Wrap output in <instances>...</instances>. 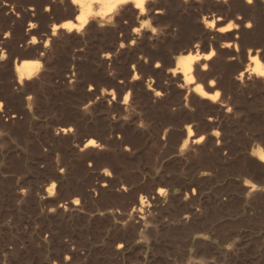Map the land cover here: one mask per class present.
Returning a JSON list of instances; mask_svg holds the SVG:
<instances>
[{"label": "rangeland", "instance_id": "374dc122", "mask_svg": "<svg viewBox=\"0 0 264 264\" xmlns=\"http://www.w3.org/2000/svg\"><path fill=\"white\" fill-rule=\"evenodd\" d=\"M163 1L141 15L124 6L68 35L52 26L75 21L69 0H0V112L44 120L43 130L36 127L48 143L49 166L32 175L55 180L51 203L65 200L48 215L50 256H60V264H138L150 220L183 212L192 214L189 227L205 228L206 238L231 239L219 250L197 239L196 253L214 257L204 264H264V188L249 190L252 177H264V162L255 156L264 153V79L252 72L253 58L264 64V0ZM230 20L239 29L219 32ZM29 21L36 27L26 30ZM189 49L201 58L194 83L206 88L213 80L215 100L200 99L183 82L176 59ZM30 57L41 62L38 74L19 84L13 69ZM90 139L96 147L85 148ZM250 147L251 153L242 150ZM228 168L242 172L243 184L204 191L209 180L195 175ZM106 196L120 209L96 214ZM128 206L133 210L124 213ZM41 222L45 228L47 219ZM188 226L172 228L179 247L191 244ZM161 232L169 229L150 231L157 245Z\"/></svg>", "mask_w": 264, "mask_h": 264}, {"label": "crops", "instance_id": "0c3cea01", "mask_svg": "<svg viewBox=\"0 0 264 264\" xmlns=\"http://www.w3.org/2000/svg\"><path fill=\"white\" fill-rule=\"evenodd\" d=\"M30 28L29 22H27L25 29ZM11 67L14 68L13 62ZM21 104L25 106V104L32 103L23 101ZM36 125H40L43 130L44 120H34L30 117H5L0 112V264H60L62 261L60 256L56 259L50 256L48 215L51 209L59 207L65 203V200L55 199L51 203L56 194V187L52 193L48 190L52 181L57 186L55 180L43 176L35 179L32 175L46 172L49 166V146L47 142L44 143V137L37 132ZM47 140L48 136L45 141ZM177 150L179 151V149ZM242 150L245 153H251V147ZM255 156L258 161L264 162V160H259L257 155ZM227 158L231 159V157ZM56 170H60V165L57 164ZM196 172L197 178L204 177L209 180L204 191L232 181L243 184V179H240V176L244 178V175L239 169L228 168L224 172H219L217 169H206ZM251 181L249 190L264 188V177L261 179L252 177ZM138 182H143V179L140 178ZM171 189H179V187L171 186ZM157 190L156 193L160 195ZM139 198L140 195H138L135 204L137 211H140L142 206ZM143 200L147 199L143 198ZM131 207L121 208V210L124 213H130L133 210ZM119 209V206L106 196L100 201V206H96L95 213L104 215ZM44 217L47 219L45 228L42 222L41 225L39 224V221H42ZM157 217L155 221L150 220V224L144 227L145 245L143 252L140 253L138 264H199V261L204 264L213 262L214 257L211 254L200 256L196 253L195 242L197 239L203 238L217 250L227 248L231 242V239H219L217 242L212 237L206 238L205 228L189 227L187 222L192 218V214L188 212H183L180 217L176 213L173 215L172 213L169 215L159 213ZM225 219V217L220 218L218 222ZM179 222L189 227L186 231L187 236L191 239L189 245L181 247L177 245L175 230ZM158 227L169 229V232L168 235L159 233V244L157 245L155 244L157 236L152 237L150 231L156 230ZM172 228L175 229L173 232ZM140 235H142V231L139 229L133 240H139ZM35 239L38 244L36 248L33 243ZM119 245L120 243L117 246Z\"/></svg>", "mask_w": 264, "mask_h": 264}, {"label": "bare ground", "instance_id": "6f19581e", "mask_svg": "<svg viewBox=\"0 0 264 264\" xmlns=\"http://www.w3.org/2000/svg\"><path fill=\"white\" fill-rule=\"evenodd\" d=\"M67 1V0H66ZM70 1V4L71 5H73V6H75V8H76V10L78 11V14L76 15V17H75V21H72V20H67V21H65V22H63V23H61V24H59V25H56V26H52L53 28H52V31L53 32H56V31H58V30H62V31H64V33H66V34H68V33H72V32H77V33H80L81 31L83 32L85 29H86V27L88 26V25H91L92 24V22L93 21H96V20H100L101 22H103L105 19H107V18H111L120 8H124L125 9V7L124 6H128L129 8H133V10L134 9H136V11L138 12V14L139 15H141V13H140V10L139 9H137V8H135V6H134V4L133 3H131V2H129V3H127V4H120V5H117L116 6V8H114L111 12H109L108 11V9H107V6H106V0H87V5H85L84 3H76L75 2V0H69ZM161 1H163V0H161ZM161 1H158V0H147V3L144 5V8H145V12L144 13H147L148 11H149V9L151 8V6H156V5H161ZM164 1H167V0H164ZM163 1V2H164ZM187 1V0H186ZM215 1H220V2H222V3H225L227 0H213V2H215ZM55 2V1H54ZM162 2V3H163ZM177 2V1H176ZM178 3V2H177ZM177 3H175V4H177ZM216 3V2H215ZM167 6V5H166ZM86 7L88 8V9H90L89 11H87L86 12ZM157 8V7H156ZM170 8V7H169ZM46 9H50V8H48V6H46ZM153 9V8H152ZM121 10V9H120ZM156 12H159V13H161V11H156ZM97 13H100L99 15L97 14ZM159 13H157V14H159ZM83 14H85V19H86V23L84 24V25H82L81 26V23H80V20H79V17L81 16V15H83ZM143 16V15H142ZM161 17V16H160ZM142 18V17H141ZM220 18V17H219ZM219 18H216V19H213L212 21H210L209 22V24H211V25H213V23H215L214 22V20H218ZM109 21V20H108ZM67 23H71V24H73L75 27H73L71 30H69V29H67V28H64V27H62L64 24H67ZM100 23V22H99ZM148 24V26H149V20H145V22H143V25H145V24ZM142 25V26H143ZM208 25V24H207ZM220 27V26H219ZM225 27H227V25L225 26ZM144 28V27H143ZM218 28V27H217ZM222 28V27H221ZM221 28H218V31H219V29H221ZM212 29V28H211ZM145 30V29H144ZM210 31V30H209ZM220 32V31H219ZM73 34V33H72ZM68 35H70V34H68ZM31 44L33 45V44H36V41H35V43L33 42V40L31 41ZM227 45V44H226ZM230 45V44H229ZM188 48V47H187ZM235 48V47H234ZM213 52H215V50L213 49V50H211V52L208 54V55H206V57H204V60H209V58H211V56H212V53ZM184 53V52H183ZM193 53H195L194 51H193ZM192 53V50L191 49H189V50H187V53H185V54H180L178 57H177V59H176V65L178 66L179 65V61H180V59L181 58H185V59H187V58H189L190 56L193 58V60H192V64H191V73L189 74L190 75V77H191V82H189V77L188 76H186L185 75V70H184V68L183 67H179V68H181L182 69V72H181V74L183 75V82L187 85V84H193L192 85V90H193V92H194V94L197 96V97H199L200 99H206V100H211L212 99V97L214 96V95H216V91H214V94L212 93L213 92V83H214V81L213 80H211L210 81V83H209V85L206 87V88H204L203 86H202V84L201 83H199V82H196V83H194L195 82V78H194V75H193V71H194V69L195 68H197V66L198 65H196L197 63H198V60H200L201 58H200V56L199 55H197V54H193ZM213 57V56H212ZM253 59H257V57H255V58H253ZM196 63V64H195ZM39 65V67H35L34 65ZM40 64H41V62H40V60H38V59H35V58H29V59H24L23 61H21L20 62V64L19 65H17L16 67H15V73H16V76H17V81H18V83L19 84H22V82L23 81H26V80H30L32 77L34 78V76H35V74L38 72V70H39V68H40ZM254 65H255V63H254ZM255 67H256V65H255ZM255 67H254V69H255ZM206 68V63H204L202 66H201V69L202 70H204ZM199 69V68H198ZM254 69H253V73L259 78H263L264 79V77H261V76H259L255 71H254ZM176 70V68L174 69V71ZM173 71V72H174ZM181 71V70H180ZM38 74V73H37ZM32 78V79H33ZM27 82V81H26ZM191 86V85H190ZM185 88V87H184ZM197 88H199V89H201L202 91H203V95H201V92H198V91H196V89ZM157 93H159V92H157ZM161 94V93H160ZM155 95H156V93H155ZM157 96V95H156ZM66 130V129H65ZM193 130V129H192ZM190 128H188L187 129V132H188V135H191L192 133H193V131H192ZM197 140V139H196ZM90 141H94L93 139H90V140H88L87 142H86V145H85V148L86 147H93V146H95L96 144H91V143H89ZM95 142V141H94ZM195 143L197 142V143H199V142H202L200 139H198L197 141H194ZM96 147V146H95ZM262 161V160H261ZM52 185H55V183H52L51 184V186L49 187V189L50 188H52ZM55 189V188H54ZM54 189H52V191L54 190ZM52 191H51V193H52ZM50 192V191H49Z\"/></svg>", "mask_w": 264, "mask_h": 264}, {"label": "clouds", "instance_id": "9594fccd", "mask_svg": "<svg viewBox=\"0 0 264 264\" xmlns=\"http://www.w3.org/2000/svg\"><path fill=\"white\" fill-rule=\"evenodd\" d=\"M133 3L135 8L139 9L140 10V13L141 14H144L145 12V8H144V5L147 3V0H110V2L107 4V8H108V11L111 12L114 8H116L117 5H120V4H127V3ZM246 2L248 4H252L253 3V0H246ZM140 4L141 6L138 7L137 4ZM46 10H49L50 9H46ZM220 19H223V18H220ZM237 19H243L242 17L240 16H237ZM80 23L82 25H84L86 23V21H84L83 19L80 20ZM64 25H69L71 26V23H67V24H64ZM29 26L30 27H36L35 24H32L31 21H29ZM144 27H148V24L146 23L144 25ZM245 27L248 28V29H251L253 27L252 25V22L251 21H248L246 24H245ZM239 29V25L238 24H235L234 21L230 20L229 23L227 24V27H222L221 29H219L220 32H227L229 30H232V29ZM236 39H239V37L237 36ZM33 42L35 43V38H33ZM212 55H215V52L212 53ZM189 60L191 61L192 63V60L193 58L190 56L189 57ZM253 62L255 63L256 67H255V72L261 76V77H264V64H262L259 59H254ZM35 67H39V65H34ZM91 87V86H90ZM203 95V94H201ZM220 95L219 92L216 93V95H214L212 97L213 100H215L218 96ZM0 107H2V103H0ZM230 111V109H229ZM211 119V118H209ZM216 136H219L220 133L217 132L215 133ZM204 137H201V140H203ZM255 187V186H254ZM50 190V189H49ZM161 191V194H163V189L160 190ZM193 192H195V189H193ZM76 201H79L78 199ZM75 201V202H76ZM78 204V203H77Z\"/></svg>", "mask_w": 264, "mask_h": 264}, {"label": "snow or ice", "instance_id": "6c2138e0", "mask_svg": "<svg viewBox=\"0 0 264 264\" xmlns=\"http://www.w3.org/2000/svg\"><path fill=\"white\" fill-rule=\"evenodd\" d=\"M75 2L76 3H84L85 5H87V0H75ZM110 2V0H106V6H107V4ZM137 6L138 7H140L141 5L138 3L137 4ZM108 9V8H107ZM90 9H88L87 7H86V12L87 11H89ZM98 15L100 14V13H97ZM81 19H83L84 21H86V19H85V14H83V15H81L80 17H79V20H81ZM81 26H82V24H81ZM62 27H64V28H67V29H69V30H71L73 27H75L73 24H71V26H69V25H63ZM208 27H213V25H211V24H209L208 25ZM121 47H123V45H121ZM0 59H3V56H0ZM191 61L189 60V58H187V59H185V58H181L180 59V61H179V66H181V67H183L184 68V70H185V75L186 76H188L189 77V82H191V77H190V73H191ZM156 68H160V65L159 64H157L156 65ZM254 71H255V69H254ZM196 91H198V92H201V94H203V91L201 90V89H199V88H197L196 89ZM156 95L157 96H159L160 95V93H156ZM127 97H124V102L126 103L127 102ZM89 143H91V144H95V142L94 141H90ZM255 155H259V156H262V157H264V153H255ZM56 187V185H52V188H50V192L52 191V189H54ZM75 203H79V201H76Z\"/></svg>", "mask_w": 264, "mask_h": 264}]
</instances>
